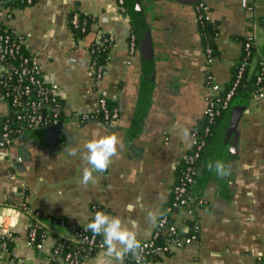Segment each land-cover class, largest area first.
Here are the masks:
<instances>
[{
  "label": "crops",
  "instance_id": "obj_1",
  "mask_svg": "<svg viewBox=\"0 0 264 264\" xmlns=\"http://www.w3.org/2000/svg\"><path fill=\"white\" fill-rule=\"evenodd\" d=\"M4 1L1 25L22 40L44 79L56 85L64 116L59 125L30 129L23 113L0 97V138L7 119L22 129L7 149L0 146V232L14 233L13 251L0 253V264H47L60 238L73 240L72 227L92 220L93 205L126 226L135 222L138 239H149L172 203L192 132L206 125L209 87L218 84L223 90L230 82L247 38L264 51V0H248V7L242 0H202L218 30L212 60L203 46L196 4L187 0H130L142 22V44L134 52L131 15L121 12L116 0ZM75 9L94 17L84 37H76L70 26ZM106 33L114 35V44L98 83L90 47ZM257 61L251 62V74ZM103 93L118 107L119 121L111 127L81 121L78 113L94 110ZM246 96L238 120L233 109L240 105H231L215 124L199 161L192 185L202 200L195 213L198 237L142 264H264V96L253 91ZM105 135L118 137V156L106 171L93 172L95 183L84 186V145ZM217 160L231 168L226 178L208 169ZM25 203L29 212L22 209ZM150 211L157 214L155 225L146 219ZM35 212L47 233L38 248L28 244ZM172 219L186 231L183 210H175ZM107 259L101 249L85 264Z\"/></svg>",
  "mask_w": 264,
  "mask_h": 264
},
{
  "label": "built area",
  "instance_id": "obj_2",
  "mask_svg": "<svg viewBox=\"0 0 264 264\" xmlns=\"http://www.w3.org/2000/svg\"><path fill=\"white\" fill-rule=\"evenodd\" d=\"M14 1L16 0H5L4 3L11 4ZM18 1L30 5L35 0ZM116 1L119 10L123 13L127 12L125 0ZM255 3L257 4V2ZM242 4L244 7H248V0H242ZM195 10L199 21L202 22L204 18L212 21L208 16L209 7L205 2L197 3ZM72 23L75 26L79 25L77 13L73 14ZM260 24L264 28V15L260 20ZM107 35L109 36L108 39L112 40L114 44V35L106 33ZM105 40L107 39L103 35L94 42V45L99 46L101 50V48L106 47ZM129 45L131 52H134L137 47L136 35L134 33L130 34ZM95 50L96 48L91 50V53L95 52ZM206 52L209 60H212V50L206 48ZM242 54L235 86L223 98H217L221 92V87L218 84L211 85L206 93V125L203 128H194L192 132V147L184 155L182 160L184 168L178 176L172 190V203L158 220L153 235L149 239L141 240L143 262H146L148 256L173 253L175 249L182 248L191 243L199 235L200 226L198 221H196L195 213L198 204L202 200H195L191 196L190 187L197 174L198 164L207 146L208 137L213 132L212 125L221 114V111L228 108L236 85L247 70V67L251 66V60L255 57H258L255 74L256 84L259 86L255 93L260 97L264 96V51L261 52L258 49L257 44L252 38H247L244 42ZM92 63L94 77L100 83L104 75V66H98L96 61H92ZM0 97L9 100L13 106L23 113L24 124L27 128L38 129L41 127H53L62 122L63 109L59 102V97L56 94V85L48 83L44 79L43 70L38 60L27 52L22 40L17 38L11 29L2 26L1 23ZM109 101L110 99L103 93L94 110L78 113L81 121L97 120L106 125L116 124L120 119L119 109L116 105L111 107ZM21 132V128L14 127L11 121L7 119L3 124L0 146L3 149H7L13 144L15 138ZM22 209L29 212L30 207L25 203ZM99 209L98 205L92 206L93 212H97ZM177 209L183 210L185 213L186 231L181 230L177 222L171 219V215ZM38 215V212L31 214V225L28 232V244L37 248L41 247L42 241L47 235L46 231H42L41 234L38 233V230L42 228L35 218ZM60 222L64 223V219H60ZM86 225H74L72 227L74 239H66L71 244L67 243L68 241L66 240L57 242L47 264H85L92 255L104 249L102 240H99L98 236H94L91 231L85 232L84 226ZM39 236L41 237V241H38ZM6 237H12L11 233L0 232L1 253L8 252ZM125 261L130 264H136V261L130 255L125 258Z\"/></svg>",
  "mask_w": 264,
  "mask_h": 264
},
{
  "label": "clouds",
  "instance_id": "obj_3",
  "mask_svg": "<svg viewBox=\"0 0 264 264\" xmlns=\"http://www.w3.org/2000/svg\"><path fill=\"white\" fill-rule=\"evenodd\" d=\"M74 141L75 137L73 138ZM120 141L115 135H105L89 140L84 148L82 159L86 165L82 170L81 183L87 186L90 182L95 183L93 172H104L113 162V157L118 156ZM67 149V148H66ZM70 155L76 156L77 151L72 150ZM210 171H214L220 178H226L231 174V168L223 161L217 160L207 165ZM153 225L157 222V214L149 212L146 218ZM85 232L91 231L94 236H102L104 255L108 259L103 264H124L127 256H131L136 264L143 262V248L138 239L137 225L130 222L126 226L119 216H111L102 211H97L90 222L84 226Z\"/></svg>",
  "mask_w": 264,
  "mask_h": 264
},
{
  "label": "trees",
  "instance_id": "obj_4",
  "mask_svg": "<svg viewBox=\"0 0 264 264\" xmlns=\"http://www.w3.org/2000/svg\"><path fill=\"white\" fill-rule=\"evenodd\" d=\"M11 4H13V5L14 4L15 5L20 4L21 5L23 3H20L18 0H16V1L12 2ZM125 5H126L128 13L131 15V19H132V23H133V31L136 35V44H137V46H140L142 44V33H141L142 32L141 31L142 30V25H141L142 22H141V18L138 17V12H134V8H133L130 0H125ZM75 13L78 14V18H79V25L78 26H75L72 23V17H73V14H75ZM93 22H94V17L91 14H87L85 12L78 10V9L73 10L70 14V26H71V29L74 32L76 37L86 36L90 32ZM199 29H200L201 37L203 40V46L205 47V49L210 48L212 50L211 56L213 58L216 57L218 52L216 50L214 42H215V38L217 36L216 34L218 33V30H217L215 23H213L209 19L204 18L202 20V22L199 21ZM104 37H105V39H107V40H105L106 41L105 42L106 47H103V49L101 48V50H100V47L94 45V42H93L90 49L93 50L96 48L95 52L92 53V61L93 62L96 61L98 66H100V65L104 66L103 71L105 73L106 66H107V63H108V60L110 57V52H111V49L113 46L112 45L113 41L109 40L108 39L109 36L108 35L106 36V34L104 35ZM244 42H245V40H244ZM242 56H243V54H242ZM241 59H242V57H241ZM240 64H241V60H240V63L234 68L230 82L226 85V87L223 90H221V92L217 96V98H223L224 95H226L235 86L237 76H238V69H239ZM249 70H250V67H247V70L242 75L241 79L239 80V83L235 87V91H234V94L232 96V99L230 101L228 108L221 111V114L216 118L215 123L212 125V129H214V127L216 126L215 124L220 120V118L225 116V112L231 107V105L232 106L233 105H240L241 106L243 103H245L243 98L247 97L246 96L247 92L253 91V93H254L255 91L258 90L259 86L256 84V74L255 73L251 74ZM263 86H264V83H263ZM59 102H60L61 107H62V101L60 98H59ZM109 104L111 107L115 106L114 101L110 100ZM62 109H64V108L62 107ZM63 116H64V113L62 112V118H63ZM183 168H184V163H181L180 167H179V171H178V176L181 174V171L183 170ZM195 178H196V176H195ZM195 178H194V181H195ZM194 181H193V183H194ZM193 183L191 184V187H190V194L195 200H198L199 197L195 196V194L192 193L193 192V190H192ZM171 219H172V215H171ZM32 220H33V218H32ZM42 231H45L43 227L38 230V233L41 234ZM9 233H11L12 237H10V238L6 237L5 240L7 242L8 252L11 253L13 251V246H14V242H13L14 233H12V232H9ZM98 237H99V240H103L102 236H98ZM64 240H66V239L60 238L58 240V242L64 241ZM38 241H41L40 236L38 237ZM66 241H68V240H66ZM161 242H162V240H161ZM67 243L71 244L70 241H68ZM169 254H171V253H169ZM158 256L159 255L148 256L146 258V262L153 261V258H156ZM91 257H93V255Z\"/></svg>",
  "mask_w": 264,
  "mask_h": 264
},
{
  "label": "water",
  "instance_id": "obj_5",
  "mask_svg": "<svg viewBox=\"0 0 264 264\" xmlns=\"http://www.w3.org/2000/svg\"><path fill=\"white\" fill-rule=\"evenodd\" d=\"M187 2L188 3H191V4H197V3H199V2H202V0H187ZM149 49H150V60H151V62H153V55H152V51H151V46H149ZM6 101H8V103H10V101L9 100H7V99H5ZM11 104V103H10ZM242 106H236V107H234V109H233V111H234V117L236 118V120H238V117H239V115H240V113H241V110H242ZM108 127H111V125H107Z\"/></svg>",
  "mask_w": 264,
  "mask_h": 264
},
{
  "label": "rangeland",
  "instance_id": "obj_6",
  "mask_svg": "<svg viewBox=\"0 0 264 264\" xmlns=\"http://www.w3.org/2000/svg\"><path fill=\"white\" fill-rule=\"evenodd\" d=\"M263 38H264V33H263Z\"/></svg>",
  "mask_w": 264,
  "mask_h": 264
}]
</instances>
